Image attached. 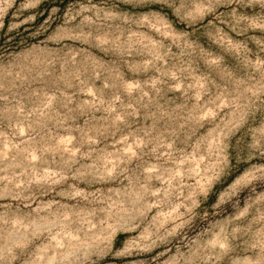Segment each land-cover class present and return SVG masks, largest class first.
<instances>
[{
	"label": "rangeland",
	"instance_id": "374dc122",
	"mask_svg": "<svg viewBox=\"0 0 264 264\" xmlns=\"http://www.w3.org/2000/svg\"><path fill=\"white\" fill-rule=\"evenodd\" d=\"M0 264H264V0H0Z\"/></svg>",
	"mask_w": 264,
	"mask_h": 264
}]
</instances>
